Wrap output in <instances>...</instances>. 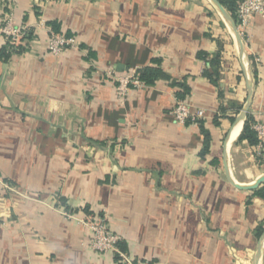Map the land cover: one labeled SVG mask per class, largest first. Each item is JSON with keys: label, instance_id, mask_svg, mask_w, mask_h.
Segmentation results:
<instances>
[{"label": "crops", "instance_id": "obj_1", "mask_svg": "<svg viewBox=\"0 0 264 264\" xmlns=\"http://www.w3.org/2000/svg\"><path fill=\"white\" fill-rule=\"evenodd\" d=\"M8 15L24 50L0 58V264H123L92 248L87 212L106 215L135 262L254 264L264 183L236 187L224 152L231 107L248 96L247 65L249 114L264 123V17L243 39L248 61L210 0H0V52ZM52 33L78 47L52 54ZM156 61L167 78L121 100L116 78ZM205 70L219 72V85ZM178 82L191 89L184 101L205 110L202 124L176 122ZM202 125L212 136L204 157ZM240 135L227 143L230 175L249 186L264 163Z\"/></svg>", "mask_w": 264, "mask_h": 264}, {"label": "built area", "instance_id": "obj_2", "mask_svg": "<svg viewBox=\"0 0 264 264\" xmlns=\"http://www.w3.org/2000/svg\"><path fill=\"white\" fill-rule=\"evenodd\" d=\"M255 15L264 17V0H243L239 4L237 14L238 22L236 24L243 39L248 37L247 31ZM1 31L11 44L20 45L22 43L24 32L14 25L11 16L8 15L5 18ZM77 47L78 43L76 38L63 33H52L48 43L49 51L54 55L60 54L65 49ZM142 86L144 84L140 81L137 72L116 78V92L121 100L127 97L132 88H140ZM205 113L204 109H194L184 100H178L172 111L176 122L180 125H186L188 123L200 124L206 116ZM253 128L257 132L259 139V143L256 146L257 156L264 158V123L256 121ZM0 184L5 185L1 181ZM81 222L89 226L93 231L91 246L94 250L103 254L115 252L123 264H149L148 262L133 261L127 252L120 249L121 237L119 234L110 230L106 215L87 212ZM234 254L237 260H239L237 251Z\"/></svg>", "mask_w": 264, "mask_h": 264}, {"label": "trees", "instance_id": "obj_3", "mask_svg": "<svg viewBox=\"0 0 264 264\" xmlns=\"http://www.w3.org/2000/svg\"><path fill=\"white\" fill-rule=\"evenodd\" d=\"M224 7L229 11L231 14L232 18L235 20V22H238L237 19V14H238V7L239 4L243 0H219ZM23 45H13L9 41H7V45L2 49L0 52V58L4 61H8L10 57L12 56L13 53L15 52H21L23 51ZM199 57L208 60V54L204 51L199 53ZM221 60V53H218L216 57L213 59L214 64H218ZM138 77L140 81L144 85H153L156 83V81L160 78H167L166 73L163 71V69L160 66V62L156 61L155 66H149L145 67L143 69H140L137 71ZM204 75L207 76L215 85H219V79H220V74L218 71L214 70L213 72L210 70H205ZM176 86L180 87L181 90L178 92V97L180 100H184L191 92L190 87L186 83H174ZM233 108V113L238 114L242 108L243 105L239 106H232ZM225 110V108H224ZM228 118L231 121H235L236 116L235 115H229ZM256 123V118L252 114H248L247 119L244 123V127L242 130V133L238 139V142L246 141L250 146L256 147L257 144L259 143L258 135L255 129L253 128V125ZM202 124V123H200ZM202 132L205 136V141H204V147L201 151V155L204 157L206 156L211 147V142H212V136L209 130L205 128L204 125H202ZM259 162L262 165L264 163V159L262 157H259ZM215 162H218L215 160ZM254 195L259 196L264 199V185L257 190H255ZM120 248L125 251V246L123 244H119Z\"/></svg>", "mask_w": 264, "mask_h": 264}, {"label": "water", "instance_id": "obj_4", "mask_svg": "<svg viewBox=\"0 0 264 264\" xmlns=\"http://www.w3.org/2000/svg\"><path fill=\"white\" fill-rule=\"evenodd\" d=\"M220 11V13L222 14V16L224 17V19L226 20V22L228 23V25L230 26L232 33L234 34V37L238 43L239 49H240V54L241 56L244 58H246L248 61L249 59L247 58L246 52H245V45L243 42V38L241 37L238 28H237V24L235 22V20L232 18L231 14L229 13V11L226 9V7H224L222 5V3L219 0H210ZM6 67V66H5ZM244 74L247 80V84H248V96L246 99V102L241 110V112L239 113V115L236 117L234 123H233V127L232 130H234L240 123H244L247 119V116L249 114L250 108L252 106L253 103V99H254V94H255V83H254V79L252 77L251 74V68L250 65H247V67L244 68ZM230 131L227 134V137L225 139V154H224V163H225V168L227 170V173L230 176V180L231 182L238 188L240 189H256L260 184L264 183V175L262 177H260L253 185H249V186H242L239 183H237L230 175V168H229V161H228V152H227V143L228 140L230 139V135H231ZM263 244H264V237L261 240V243L259 245L258 248V252L255 258V263L254 264H259L260 262V258H261V254H262V248H263Z\"/></svg>", "mask_w": 264, "mask_h": 264}, {"label": "bare ground", "instance_id": "obj_5", "mask_svg": "<svg viewBox=\"0 0 264 264\" xmlns=\"http://www.w3.org/2000/svg\"><path fill=\"white\" fill-rule=\"evenodd\" d=\"M242 127H243V123H240L233 131L231 138L229 140L228 143V150L231 147V145L233 144L234 140L238 138V136L240 135L241 131H242Z\"/></svg>", "mask_w": 264, "mask_h": 264}, {"label": "rangeland", "instance_id": "obj_6", "mask_svg": "<svg viewBox=\"0 0 264 264\" xmlns=\"http://www.w3.org/2000/svg\"><path fill=\"white\" fill-rule=\"evenodd\" d=\"M240 112H241V111H240ZM240 112H239V113H240ZM239 113L237 114V116L239 115Z\"/></svg>", "mask_w": 264, "mask_h": 264}]
</instances>
